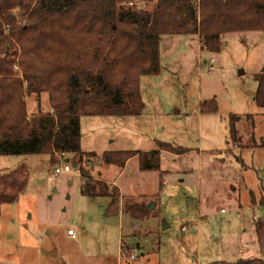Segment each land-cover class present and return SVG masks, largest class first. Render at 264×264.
<instances>
[{
  "label": "rangeland",
  "instance_id": "rangeland-1",
  "mask_svg": "<svg viewBox=\"0 0 264 264\" xmlns=\"http://www.w3.org/2000/svg\"><path fill=\"white\" fill-rule=\"evenodd\" d=\"M175 52L169 56L170 81L160 89L172 105L164 107L167 113L159 110L144 120L83 117L80 148L101 156L149 152L164 142L188 152L177 157L165 153L159 171L141 172L132 158L122 173L86 157L78 166L73 155L58 156L54 164L44 155L0 157V174L21 165L28 170L25 192L16 203L1 207L0 264L264 260V205L259 204L264 200V108L254 102L256 76L264 74V32L224 35L214 54L200 49L194 38ZM211 100L217 111L200 113V103ZM26 108L28 117L49 112L47 94L26 97ZM230 115L242 117L234 134ZM66 161L82 167L93 180L108 186L114 182L117 214L111 213V199L82 195L77 174L54 173ZM125 204H141L149 216L135 221L122 212V220ZM69 229L73 238L67 235Z\"/></svg>",
  "mask_w": 264,
  "mask_h": 264
},
{
  "label": "trees",
  "instance_id": "trees-1",
  "mask_svg": "<svg viewBox=\"0 0 264 264\" xmlns=\"http://www.w3.org/2000/svg\"><path fill=\"white\" fill-rule=\"evenodd\" d=\"M139 1L143 8L136 0H0V157L44 155L54 164L58 156L73 155L78 166L86 157L119 169L137 157L139 170L147 172L160 170L161 152H188L157 142V149L149 152L83 153L80 121L138 117L144 109L140 80L159 75L162 36H198L202 50L218 53L224 35L264 32V0ZM256 81L254 102L264 108V74ZM42 94H47L50 111L28 117L26 97ZM216 111L215 100L200 104V113ZM241 120L229 116L232 134ZM78 169L84 181L81 194L110 198L111 213L117 214L118 189L109 190L106 183ZM27 181L23 165L0 174V211L18 201ZM122 212L135 221L149 216L141 204H125Z\"/></svg>",
  "mask_w": 264,
  "mask_h": 264
},
{
  "label": "crops",
  "instance_id": "crops-1",
  "mask_svg": "<svg viewBox=\"0 0 264 264\" xmlns=\"http://www.w3.org/2000/svg\"><path fill=\"white\" fill-rule=\"evenodd\" d=\"M192 38L195 39V41L198 44V47L201 49L198 36H188V35L168 36V35H166V36H162L161 37L160 45H159L160 73H159L158 76H146V77H142L141 78V80H140V89H141L142 99L144 101V110H143V112L138 117H136L137 119H140V120L141 119L144 120L146 118L149 119V118L152 117L151 116V113L158 114V111L159 110H162L163 112H165L164 111V107L167 110L172 107L171 103H169V101L167 99H164L163 98V93H162V91L160 89H161V86H162L163 83L164 84L166 83L168 85V82L170 81L169 80V77H170V75H169V67L171 65V59H170V57L172 55H175L176 54L175 51L178 50V48L180 46L187 45L188 44V41L190 39H192ZM177 39H178V41H181V43H179L178 45L176 43H174ZM174 45H176L178 48H174ZM170 90L171 89L169 88V91ZM143 91L145 92V95H144ZM147 99L150 100L151 103H149L147 101ZM152 100H153V103H152ZM149 106H152V107H149ZM148 107L151 109L149 112L147 110V109H149ZM167 110H166L165 113H167ZM81 121H82V119H81ZM81 121H80V131H81ZM140 152H142V151H140ZM165 153H167V152H161L160 153V158ZM171 156L177 157V156H180V155H173V154H171ZM134 158L137 159V157H134ZM128 162H129V160L127 161V163L125 164V166L123 168H121V169L118 168L119 171H120V173H122L126 169ZM80 183H81V180H80ZM109 186L110 187L115 186L114 185V182H112L111 184H109ZM231 187H233V186H231ZM249 204H250V208L252 209L253 206H251V203L250 202H249ZM221 213H223V210L221 211ZM120 215H121L122 220H123V217L124 216L122 214V211H120ZM69 237H71V236H69Z\"/></svg>",
  "mask_w": 264,
  "mask_h": 264
},
{
  "label": "built area",
  "instance_id": "built-area-1",
  "mask_svg": "<svg viewBox=\"0 0 264 264\" xmlns=\"http://www.w3.org/2000/svg\"><path fill=\"white\" fill-rule=\"evenodd\" d=\"M135 5L138 8H142V3L140 1H136ZM213 62H214V60L212 59L211 63H213ZM212 70H213V66H210L209 67V72L212 71ZM61 156L65 157V155H61ZM54 173L55 174H71V175L75 173V174H77V176L81 180V183H84V181L80 177V171H79V169H77V166H76V168H73V165L70 166L68 161H66L63 164V166H59V167L55 168L54 169ZM67 234H68V236L74 237V232L71 229H69L67 231ZM130 259H132V260L135 259V256H131Z\"/></svg>",
  "mask_w": 264,
  "mask_h": 264
},
{
  "label": "water",
  "instance_id": "water-1",
  "mask_svg": "<svg viewBox=\"0 0 264 264\" xmlns=\"http://www.w3.org/2000/svg\"><path fill=\"white\" fill-rule=\"evenodd\" d=\"M262 73H264V70L262 71ZM242 74H243L242 72L239 73V75H242ZM73 168H76V165H75V164H73ZM153 207H154V205L151 204V205L149 206V209L152 210ZM166 228H167V226L164 227V229H166Z\"/></svg>",
  "mask_w": 264,
  "mask_h": 264
}]
</instances>
